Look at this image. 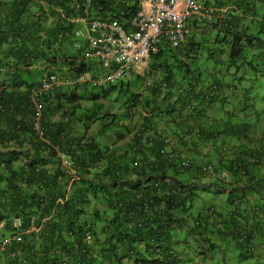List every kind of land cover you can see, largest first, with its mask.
I'll return each instance as SVG.
<instances>
[{"label": "trees", "instance_id": "1", "mask_svg": "<svg viewBox=\"0 0 264 264\" xmlns=\"http://www.w3.org/2000/svg\"><path fill=\"white\" fill-rule=\"evenodd\" d=\"M33 1L37 8L32 11L24 3L0 0V135L26 125L31 131L15 134L14 144L20 149L31 146L34 158L32 169L8 165L5 174L0 171L2 264H54L32 234L15 241L23 233L14 225L16 218L24 227H38L39 234L56 246L70 221L92 202L108 206L97 227L105 240L93 238L89 245L84 233L79 239L91 251L100 240L111 264H199L206 258L211 264H264V176L251 166L244 184L239 183L224 153L208 142L211 130L194 126L198 132L194 133L185 124L186 102L196 111L190 123L194 125L201 114L208 125L212 122L216 134L235 133L240 120L218 103L217 115L211 108L199 110L202 100L188 86L191 63L180 59L195 60L205 50L224 59L229 53L247 54L257 41L264 44V22L255 21L254 32L247 30L228 9L221 14L228 29L213 31L201 16H192L182 49L160 50L142 76L95 87L97 77L104 76L103 63L82 44L74 50L71 40L55 38L65 26H72L62 19L71 16L70 0ZM257 2V10L262 0L245 3L250 7ZM138 3L94 0L93 5L100 17L125 22L136 13ZM45 56L65 69H46L48 76L58 74L74 82L87 76L91 82L66 87L68 94L56 88L41 97L44 142L32 130L30 92L40 74L38 68L30 69ZM216 98L222 101L223 94L217 91ZM92 128L95 134L88 137L84 131ZM107 133L116 144L112 149L102 141ZM54 146L71 159L76 177L83 178L80 183ZM161 152L174 153V161L163 160ZM204 165L213 168L211 175L202 171ZM212 177L215 191L206 186ZM223 190L226 195H219ZM137 226L146 232L131 243L125 235L115 234ZM64 251L73 254L69 245Z\"/></svg>", "mask_w": 264, "mask_h": 264}, {"label": "clouds", "instance_id": "2", "mask_svg": "<svg viewBox=\"0 0 264 264\" xmlns=\"http://www.w3.org/2000/svg\"><path fill=\"white\" fill-rule=\"evenodd\" d=\"M24 3L30 10L37 8V2L33 0H14ZM72 6L71 16L63 17L64 21L72 24L70 28L65 26L57 35L56 40L64 42L71 40L73 49L77 50L79 44H82L85 50L93 54L106 67L104 76L97 77L95 87H104L111 80H131L134 75L142 76L148 68V63L153 55L158 54L160 50L166 49L171 53L182 49L188 36L187 20L192 16H201L206 20L209 30L228 29L223 24L222 13L226 10H232L241 24L254 32L255 21L264 22V0L260 8L255 10L256 4L247 6L246 0H139L138 9L131 18L125 22L117 19L102 18L94 10V0H70ZM40 1L38 4L40 5ZM34 6V7H33ZM252 33L246 34L251 36ZM258 45L248 50L247 54L237 55L229 53L228 58L222 57L218 53H209L204 51L200 58L195 60H186L181 56V60L190 64L188 86L194 95H199V110L211 108V113L217 115L218 109L216 103L222 108L240 120L239 129L229 135L219 131L217 134L213 131L212 122L209 125L201 114H197L194 125L190 120L195 116L194 104L186 102L183 110L185 124L194 133V126L198 129L210 131L211 136L208 142L212 141L214 146L218 147L224 153L228 169L235 172L239 183L244 184L247 171L251 166L257 168L258 173L264 176V44L257 41ZM57 61H52L45 56L38 63L31 66L38 68L40 77L39 84L31 89L30 100L34 107V122L32 130L41 141L45 142V130L41 125L40 117L42 111L41 97L47 92H54L58 88L68 94L66 87H72L76 82H88L90 78L80 77L77 80L60 79L58 74L48 76L46 69L55 68L63 70V66L57 65ZM38 65V66H36ZM52 65V67H49ZM64 78V77H63ZM36 80L35 78H31ZM37 82V81H36ZM144 82H148L144 79ZM223 94L222 101L216 98V92ZM48 94V93H47ZM63 100V99H60ZM173 100H171L172 102ZM171 107V106H170ZM173 107H171L172 109ZM111 113H114L111 110ZM180 121L181 116H177ZM84 129H81V132ZM31 131L26 125L17 126L7 131V134L0 135V171L4 174L7 166L12 168L34 166L33 150L31 146H24L20 149L19 145L14 144V136L18 132L29 133ZM96 129L84 131L86 135L92 136ZM108 134V133H107ZM107 142L108 149L115 147L110 135L103 139ZM186 141V140H185ZM207 142V143H208ZM243 146L240 150L239 147ZM60 160L66 163V170L78 183L83 179L80 174L78 178L75 175V169L72 168L71 159L58 147L54 146ZM18 153V155L16 154ZM162 153V159L174 161V153ZM178 154V153H177ZM229 163V164H228ZM186 165V161H182ZM137 162L134 163V166ZM64 168V167H63ZM202 171L212 174L213 168L208 165L202 166ZM221 177V175H220ZM222 177L227 178L225 171ZM221 177V178H222ZM213 177L206 182V186L213 191L217 190L211 185ZM77 183V184H78ZM223 190L219 195H226ZM261 199V198H260ZM263 200V198H262ZM90 208L75 216L69 226L64 229L62 239L56 246H51L44 236L39 234V228L32 225L24 227L21 218H16L14 225L16 228L23 229V233L14 237L15 241L22 239V234H32L36 240L43 244L47 255L54 264H111L107 260L112 259L101 250V241L95 242L94 250H89V246H83L80 242V234L84 233V243H93V238L104 239V236L97 230L99 216L108 211V206L104 204L90 203ZM95 207V210H94ZM229 213L232 210L229 209ZM113 218L105 216L104 220ZM0 223V228L2 227ZM88 230V231H87ZM94 231V235H93ZM146 232L145 227L137 226L132 232L124 229L115 230L116 235H125L130 243L133 238L139 239ZM105 240V239H104ZM5 242L0 239L1 244ZM69 245L73 251L72 255L64 251ZM130 247V244H129ZM3 260L0 256V264ZM199 264H211L208 258Z\"/></svg>", "mask_w": 264, "mask_h": 264}]
</instances>
